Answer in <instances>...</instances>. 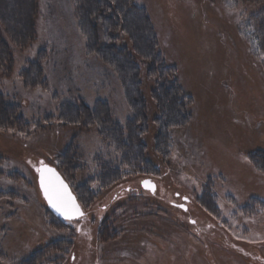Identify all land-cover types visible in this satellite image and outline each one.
Segmentation results:
<instances>
[{"label": "rangeland", "instance_id": "obj_1", "mask_svg": "<svg viewBox=\"0 0 264 264\" xmlns=\"http://www.w3.org/2000/svg\"><path fill=\"white\" fill-rule=\"evenodd\" d=\"M82 1L33 0L30 40L0 20L13 60L0 93L18 107L0 125V264H264V48L251 16L264 2L131 0L150 28L137 33L116 0H96L100 11ZM150 31L141 49L135 35ZM102 46L121 55L108 63ZM122 57L139 84L123 86L110 65L122 70ZM34 61L39 76L25 73ZM173 82L189 117L163 125L160 92ZM40 163L84 218L48 209Z\"/></svg>", "mask_w": 264, "mask_h": 264}, {"label": "trees", "instance_id": "obj_2", "mask_svg": "<svg viewBox=\"0 0 264 264\" xmlns=\"http://www.w3.org/2000/svg\"><path fill=\"white\" fill-rule=\"evenodd\" d=\"M15 1H17V0H0V20H5L7 22V24H9L8 25L9 30L11 28L13 31H15L14 34H17L19 39L24 38V39L30 40V39H32L33 34H34V31H33V29H31V26H30V17H31L33 8H34V4H33L34 2H33V0H22L21 1L22 7L19 10ZM247 1H249V2L254 1L256 3H259V2L263 3L264 2V0H247ZM96 2H98V5H99L100 1L83 0L80 3V7L84 8V10H88L87 7H88V5L90 6V4H91V6H93V8H95V6H97L96 9L99 11H100V8L106 7V6H103L102 4H100L98 6ZM116 2L120 3V5L122 6V11L126 10V9H128V12L130 11L129 14L126 13L123 16V21L129 27V29H127V30L137 32V33L139 31H143V29H147L148 31L150 30V28L149 29L146 28L147 26H143L142 25L143 23L141 22V21H143L146 23V20H147L146 15H140V17H137V18L131 17L132 15H130V14H135L134 12H137V11H139L137 9H140L139 7L132 4L131 0H116ZM116 2H115V4H112L111 7H108V6L107 7L109 8V10L110 9H112V11L114 10V13L116 15L114 14L113 18H116L118 21L121 18L120 17L121 15L119 14V11L117 10L118 5ZM131 9H133V10H131ZM139 12H141V11H139ZM251 16H252V19L257 21L258 28L262 32V48H264V8L261 12L252 14ZM150 32H151L150 33L151 36L148 38L146 37L148 39V41H146L144 36L141 34L135 35V41L140 45L141 49H145V50L152 49V44L149 40H151V38H154V34L152 33V31H150ZM4 33H6V31L0 26V71L1 70H8L11 67L12 62H13L12 51L9 47V44H7L6 41L3 39ZM9 33H11V32L9 31ZM22 43H25V42H22ZM22 43H19V44H22ZM16 44H18V43H16ZM105 47L106 46L101 47L104 50L100 49L99 54L102 55V58L106 59L107 61L109 59H108V56H105V54H107V55L110 54L116 58L121 55V54H119V51L112 50L111 52H109L108 48H105ZM111 48L113 49V47H111ZM104 51H105V53H104ZM149 56H152V55L149 54ZM113 57H111V58L109 57L110 60H113ZM153 57H155V56L153 55ZM153 57H151V59ZM122 58H123L122 60L124 62L123 66H122V70L121 69L119 70L117 68L116 64L113 63L112 61H110V63H111L110 65L113 64V67L115 68L117 74L119 75L120 80L124 84L123 86L129 87L128 83L132 84L133 82L139 84V82L137 81V78H136V75H137L136 64H134V61L132 59H124V57H122ZM114 61H115V59H114ZM33 63L30 64L31 65L30 68H28L25 71V73L26 72L28 74L35 73L36 75L39 76L40 75V67L38 66L36 61H34ZM108 63H109V61H108ZM32 64L35 66H33ZM132 69L134 70L133 72L131 71ZM165 69L166 68L164 67V70ZM23 77H24V79L26 78L24 75H23ZM125 82H126V85H125ZM166 86H169V87H166V90L164 92L163 91H162V93L160 92L161 98L158 101L159 106L162 105V113L160 112L159 116L162 114L163 125L168 124L170 122L179 123L181 121V119H182L181 122H183L184 120H186V117H189V114H188L187 110L184 109V107L181 106L184 110L182 108H180V105H182V102H180L177 99V97H180L179 93L177 94L178 96L174 93L172 95H170L168 93V91L171 90L172 88H174L173 92L180 91L179 86L174 82L170 83ZM132 100H133V98H132ZM140 101L142 102V100H140ZM104 105L107 106L106 103H104ZM167 108H169V111L167 110ZM17 109H18V107L15 106L14 104L6 102L0 93V125H2V126L11 125L12 120L15 119ZM180 113H181V115H180ZM85 117H87L86 114H85ZM184 117H185V119H184ZM102 118H103L102 121H105L107 123V127L105 128V131L106 132L107 131H112V132L114 131L115 134H117L119 136L117 143L120 145V141L122 139H124L122 136H120L121 132L123 130L121 128H119V125H117L116 122H114L113 120H110L111 118L108 115L107 116L105 115ZM132 126L137 128V125L135 124V126H134V123ZM134 134H135V132H133V135ZM123 160H126V156L123 157Z\"/></svg>", "mask_w": 264, "mask_h": 264}, {"label": "snow or ice", "instance_id": "obj_3", "mask_svg": "<svg viewBox=\"0 0 264 264\" xmlns=\"http://www.w3.org/2000/svg\"><path fill=\"white\" fill-rule=\"evenodd\" d=\"M37 171L41 173L40 183L44 194L49 204L57 212L64 215L66 219H70L72 214L83 215L79 205L75 203V198L68 191L67 185L59 178L54 169L45 166Z\"/></svg>", "mask_w": 264, "mask_h": 264}, {"label": "water", "instance_id": "obj_4", "mask_svg": "<svg viewBox=\"0 0 264 264\" xmlns=\"http://www.w3.org/2000/svg\"><path fill=\"white\" fill-rule=\"evenodd\" d=\"M45 166H47L48 168H51V169H54V170H55V172L58 174L59 178L64 182V184L67 185L68 191H69V192L71 193V195L75 198V203H76L77 205H79V203H78V201H77V199H76L74 193L72 192L70 186L68 185V183L66 182V180L61 176V174L58 172V170H57L54 166H52V165H50V164H47V163H40V164L37 166V168H36L37 184H38L39 190H40V192H41V195H42L43 199L45 200V202H46V204H47L48 209H49V210H50L55 216H57V217H59V218H61V219H64V220H79V219L84 218V215H85V214L82 212V209H81L80 205H79V209H80V212L83 213V215L72 214V216H71L70 219H66L64 215H62V214H60L59 212H57L56 209L53 208L51 204H49V202H48V200H47V198H46V196H45V194H44V190H43L42 187H41V183H40L41 173H40L39 171H37V169H43ZM46 175H47V174H46ZM140 185H141V187H142L143 189H146V190H148V191L151 192V193H153L154 190H155V188H156L155 183H154L151 179H149V178L142 179V180L140 181ZM183 199H185V198H183ZM178 206L183 207V208L185 207L184 204H179Z\"/></svg>", "mask_w": 264, "mask_h": 264}, {"label": "flooded vegetation", "instance_id": "obj_5", "mask_svg": "<svg viewBox=\"0 0 264 264\" xmlns=\"http://www.w3.org/2000/svg\"><path fill=\"white\" fill-rule=\"evenodd\" d=\"M183 198V197H182ZM172 205H177V204H175V203H172ZM180 207V206H179ZM181 209H186V206L183 208V207H180ZM56 218H58L59 220H64V219H61V218H59V217H57L56 216ZM69 259L71 260V261H73L74 259H75V254H72V255H70V257H69Z\"/></svg>", "mask_w": 264, "mask_h": 264}]
</instances>
